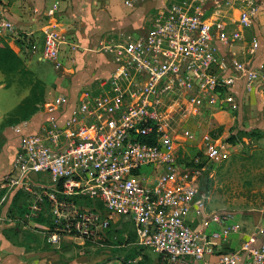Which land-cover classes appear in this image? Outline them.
I'll return each instance as SVG.
<instances>
[{
  "label": "built area",
  "instance_id": "1",
  "mask_svg": "<svg viewBox=\"0 0 264 264\" xmlns=\"http://www.w3.org/2000/svg\"><path fill=\"white\" fill-rule=\"evenodd\" d=\"M219 2H168L146 32L106 46L112 68L94 86L45 100L40 120L10 127L16 140L0 189L25 192L27 221L49 216L48 241L90 239L121 217L132 222L137 245L158 254L161 264L207 256H215L213 264H264V241L257 244L254 235L240 250L223 249L240 226L229 222L230 212L207 209L197 174L180 161L194 132L166 128L175 121L173 107L196 111L208 102L217 113L236 114L247 94H264V68L252 58L260 42L245 36L254 9H237L230 26L217 15ZM14 31L0 0V37ZM63 42L54 32L44 38L42 56L56 68ZM203 147L208 158L219 155L207 135ZM151 165V173L139 172ZM32 172L48 182H32ZM5 219L0 211V227Z\"/></svg>",
  "mask_w": 264,
  "mask_h": 264
},
{
  "label": "rangeland",
  "instance_id": "2",
  "mask_svg": "<svg viewBox=\"0 0 264 264\" xmlns=\"http://www.w3.org/2000/svg\"><path fill=\"white\" fill-rule=\"evenodd\" d=\"M95 1L96 4L92 7L93 9H84L83 7L72 10L73 6L70 5L67 6V10L76 28L79 29L80 23L84 21L89 22L90 31L87 34L92 40L87 47L93 50L87 49L86 51L88 53L93 51L102 56L110 54L106 46L123 43L146 32L152 18L157 14L154 7L162 4V0L156 5L149 4L150 6L146 7L137 3L134 5L137 10L136 8L130 9L126 5L124 7L122 0ZM110 1L118 3L119 15L108 12L106 3ZM170 1L172 0H165V2ZM260 1L264 5V0ZM253 2L254 0H220L217 15L231 26L229 20L231 15L237 9H251L254 5ZM78 3L80 4L81 0H78ZM131 16L135 19L133 25L125 22ZM132 19L130 18V20ZM78 29L74 31L78 34H75V42H77L78 37H81ZM250 31L251 29H249ZM57 35L60 34L57 33ZM95 38H97L98 43L93 41ZM95 43L98 44L96 47L94 46ZM68 46L72 50L75 47L73 44ZM239 49L240 46L234 48L237 53ZM69 53L72 52L68 50L67 54ZM38 65L40 67L37 69L39 70L38 74L44 75L48 80L54 73V64L44 60L39 61ZM42 69L45 70L44 74L41 73ZM0 79V84H4L0 86L1 177L9 163L10 152L8 149L12 148L11 146L14 147V144H11L10 147L7 146L8 136H12L10 127L25 120L20 116L19 105L24 98L30 95L33 79H37V77L32 72L28 74L22 72L3 74L0 72ZM36 92L38 93V89ZM250 96L251 94H247V99L243 102L240 113H231L229 116H221L208 102H202L196 111H190L186 106L173 107L170 111L174 114L175 121L166 128L171 132L187 127L194 132L196 138L191 144L192 146H185L179 152V156L180 161L185 164L187 169L197 174L198 193L209 196L207 209L224 210L236 215L235 220L238 221L239 218L242 223L246 224L247 230L251 232L263 226L261 223L258 225L254 218L256 215L264 213V103L262 98H257L256 102L249 103ZM37 107L39 109L40 104H37ZM32 116L33 114L29 118ZM252 131L254 135L251 137L249 133ZM206 135L214 141L219 153L213 159L208 158L204 152L203 140ZM231 135L235 139L227 140ZM219 146H223V148ZM152 167V165L143 166L139 172L149 174L152 172ZM30 179L34 183L46 184L48 182L47 175L43 173L32 172ZM0 202L2 203L0 211L5 212L14 221L9 222L8 219H5V223L12 225L10 228L12 230L24 231L20 227L19 220L23 221L24 219L22 215L27 209V196L19 193L13 195L0 189ZM44 211H47V208ZM43 213H40L37 219L29 221L30 223L35 221L32 225L37 227L26 231L31 233L37 242H40L39 238H41L38 232H46L52 227L51 219ZM133 227L130 220L121 218L117 223H112L105 232L99 233L94 242L89 243L98 244L99 251H106L110 255L116 254L118 257L127 258L129 264H161L159 255L136 244ZM36 228H39L38 232H34ZM41 228H44V231ZM135 255H139L140 258H136Z\"/></svg>",
  "mask_w": 264,
  "mask_h": 264
},
{
  "label": "crops",
  "instance_id": "3",
  "mask_svg": "<svg viewBox=\"0 0 264 264\" xmlns=\"http://www.w3.org/2000/svg\"><path fill=\"white\" fill-rule=\"evenodd\" d=\"M158 2H161V0H140L135 4L138 3L142 7H146L150 6L149 4L156 5ZM166 3L168 4V2L162 0V4L154 8L158 12L167 5ZM95 4V0H81L80 4L78 0H1L4 14L14 23L16 31L9 32L5 36L0 37V42L6 43L21 58L25 69L34 73L37 79H40L44 83V101L50 100L59 94L73 97L82 87L94 86L99 78L105 77L111 70L112 63L109 62V55L105 54L102 56L93 51L91 53L86 51L87 49L93 50L87 47L90 40H92L87 34L90 31L88 27L89 22L81 21L79 29L78 27L76 28L67 10V6L69 7L70 5L73 6L72 10L82 9L83 7L84 9H93L92 7ZM117 4L113 1L106 3L108 12L119 15L120 10ZM253 4L254 21L251 28H249L251 31L249 32V29L245 31V36L249 38L255 35L259 39L260 47L253 54L252 58L264 68V5L261 4L260 0H254ZM134 5L130 9L136 8ZM233 16L231 15L229 20ZM130 18L133 19L130 20ZM134 20V17L131 16L125 22L133 25L135 24ZM76 29L79 30L81 36L78 37L77 42H75V34L77 33L74 32ZM52 32L64 36L65 41L60 45L61 49L59 50L61 67L56 68L54 66V73L47 80L44 75L40 76L41 74H38L39 70L37 69H40L38 62L46 60L42 56L44 38L46 34ZM93 41L98 43L97 38ZM69 44L75 46L73 50L69 49ZM97 45L94 46L96 47ZM68 50L72 53L67 54ZM243 51L245 49L242 50V53ZM238 53H240V50H238ZM41 73L44 74L45 70L42 69ZM2 85L4 84L1 83L0 86ZM257 98H262V102L264 103V94L260 93L251 95L249 103L256 102ZM219 114L221 116L231 115V113ZM42 117L43 112L39 108L29 119L34 122L35 120H40ZM8 138L7 146L10 147L11 144L15 143L16 139L13 138V135L8 136ZM11 147L8 149L9 152L14 148L13 146ZM8 165L4 171L8 168ZM1 202L0 205L2 204ZM2 213L9 222H14L5 212ZM232 216L233 218L229 222L238 224L240 228L230 235L229 240L223 245V249L240 250L242 242L252 235L255 236L257 244L264 241V213L258 214L254 218L258 225L261 223L263 226L251 232L247 230L246 224L242 223L239 218L238 221L235 220L236 215L232 214ZM119 219L121 217L117 218L113 223H117ZM32 223L26 219H23V221L19 220L20 227L24 231L18 232L10 229L12 225L3 223L0 227V264H129L128 261H124L123 257H118L116 254L110 255L106 251H99L98 244H90L89 242H94L96 237L81 239L74 236L61 235L57 242H50L47 240L44 228H41L44 232H38L39 228H36L34 232H38L41 235V238L38 237L40 242H37L31 233L26 232L37 227L36 225L33 226ZM133 234L135 236L134 231ZM135 257L140 258L139 255H135ZM214 262L215 256H207L203 260L191 264H213Z\"/></svg>",
  "mask_w": 264,
  "mask_h": 264
},
{
  "label": "trees",
  "instance_id": "4",
  "mask_svg": "<svg viewBox=\"0 0 264 264\" xmlns=\"http://www.w3.org/2000/svg\"><path fill=\"white\" fill-rule=\"evenodd\" d=\"M0 72L3 74L22 72L23 74L30 73L29 70L25 69L21 58L6 44L0 43ZM38 89V93L36 92ZM45 87L44 83L40 79H33L30 95L24 98L20 105L18 111L21 113L23 119L29 118L37 110V104H41L44 101ZM253 131L249 133V136H253ZM233 135L229 136L227 140H234ZM23 194L26 196L25 192L19 191L17 194ZM23 216V215H22ZM127 262V258H124Z\"/></svg>",
  "mask_w": 264,
  "mask_h": 264
}]
</instances>
